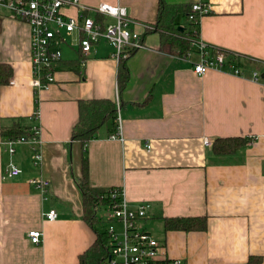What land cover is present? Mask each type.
<instances>
[{
  "label": "crops",
  "instance_id": "0c3cea01",
  "mask_svg": "<svg viewBox=\"0 0 264 264\" xmlns=\"http://www.w3.org/2000/svg\"><path fill=\"white\" fill-rule=\"evenodd\" d=\"M196 1L211 6L200 18L199 40L239 56L244 76L211 70L200 77L184 58L161 51L159 34L143 27L155 24L159 0H79L87 10L101 3L126 9L143 44L124 58L128 81L119 91L120 58L101 41L83 64L79 52L62 48L55 82L35 93L29 27L0 9V63L12 69L0 89V142L14 126L27 135L37 127L42 154L35 165L29 145H17L12 156L0 147V264H77L95 241L77 185L83 150L71 131L79 101L106 98L119 104L123 141L109 139L110 122L97 131L84 147L88 182L122 190L130 209L150 205L135 226L163 246L158 262L264 264V81L250 78L253 70L264 73V0H164ZM176 22L188 24L186 15ZM232 137L249 141L233 155L212 152L216 138ZM9 162L22 173L1 180ZM39 175L49 182L44 196L29 184ZM48 210L54 221L43 217ZM197 217L206 218L204 231L164 230L166 218ZM32 230L42 233L37 245L27 237Z\"/></svg>",
  "mask_w": 264,
  "mask_h": 264
},
{
  "label": "built area",
  "instance_id": "2783aa9c",
  "mask_svg": "<svg viewBox=\"0 0 264 264\" xmlns=\"http://www.w3.org/2000/svg\"><path fill=\"white\" fill-rule=\"evenodd\" d=\"M81 9L77 15L68 14L70 9ZM0 9L8 12L15 20L24 22L30 30V69L31 85L34 92L47 90L55 82V73L62 58V48H71L79 52L80 63L99 42L111 45L117 58H125L131 52L143 48L141 35L130 29L127 11L119 5L98 4L87 10L79 6V0H0ZM209 3L196 1L190 5L186 15L189 24H199L200 18L209 14ZM145 31L153 29L143 26ZM198 36V33H197ZM210 50L212 53H210ZM193 55L197 59L192 60ZM232 55L211 48L199 40V36L191 40L190 50L184 59L192 65L193 73L204 76L211 70L224 71L235 76H244V70L234 60ZM234 55V54H233ZM250 78L254 82L264 81V73L253 70ZM119 104L115 102L116 129L109 139L123 141L121 124L118 115ZM35 112V118H37ZM28 137L21 136L13 140H1L0 147L9 156L15 152V147L21 144L30 146L33 164L39 165L42 160L40 150L39 129L33 127ZM205 145H210L204 140ZM146 148H149L147 145ZM22 173L13 162L3 169L1 180L14 178ZM29 184L43 196L47 194L49 182L41 175L29 180ZM112 197H120V202L103 207L104 220L107 221L106 232L111 241L109 262L113 264H155L161 258L163 246L150 234L139 230L135 223L145 218L150 209L149 204H140L135 209L127 207L123 191L113 190ZM47 221L57 217L54 210L43 213ZM118 227H115V224ZM32 244L41 242L42 233L32 230L27 233ZM172 264H182L174 260Z\"/></svg>",
  "mask_w": 264,
  "mask_h": 264
},
{
  "label": "trees",
  "instance_id": "16d2710c",
  "mask_svg": "<svg viewBox=\"0 0 264 264\" xmlns=\"http://www.w3.org/2000/svg\"><path fill=\"white\" fill-rule=\"evenodd\" d=\"M190 6L168 5L164 0H159L157 17L152 25L154 32L159 34L161 51L184 58L190 50L191 40L197 36L198 26L187 24L181 26L176 22L178 15H187ZM179 27L183 31L178 30ZM153 29L146 30L147 32ZM210 53L212 51L210 50ZM230 60H234L241 66V58L237 55H230ZM77 63V62H76ZM12 76V69L9 65L0 63V89L7 85ZM118 89L121 91L128 81V72L124 58L119 59ZM78 120L71 131V141L78 142L83 150L81 162V175L77 180V185L83 198L84 218L95 228L96 238L93 244L79 257L77 264H105L110 257L111 241L103 220L97 217L100 208L120 202V197H112V191L116 189L94 188L88 182V163L84 147L87 143L96 138L97 131L109 122L115 130V102L110 99H89L79 101ZM21 136L28 137L20 127L3 131L2 140H13ZM248 138H216L212 143V152L217 156L233 155L248 143ZM118 191V189H117ZM165 231H204L206 229V218H166L163 220ZM155 264H170L169 262H157Z\"/></svg>",
  "mask_w": 264,
  "mask_h": 264
},
{
  "label": "rangeland",
  "instance_id": "374dc122",
  "mask_svg": "<svg viewBox=\"0 0 264 264\" xmlns=\"http://www.w3.org/2000/svg\"><path fill=\"white\" fill-rule=\"evenodd\" d=\"M188 22V21H187ZM184 23H185V21H184ZM185 26H188L187 24H185ZM101 212H102V209L100 210V213L98 214V218H100L102 215H101ZM103 218H104V216H103ZM154 233V232H153Z\"/></svg>",
  "mask_w": 264,
  "mask_h": 264
},
{
  "label": "water",
  "instance_id": "95a60500",
  "mask_svg": "<svg viewBox=\"0 0 264 264\" xmlns=\"http://www.w3.org/2000/svg\"><path fill=\"white\" fill-rule=\"evenodd\" d=\"M178 30H179L180 32H182V31H183V28H182V27H179Z\"/></svg>",
  "mask_w": 264,
  "mask_h": 264
}]
</instances>
